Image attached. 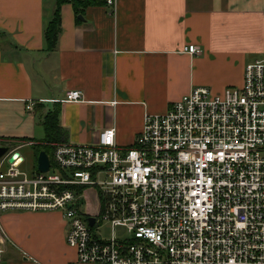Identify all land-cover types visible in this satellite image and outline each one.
<instances>
[{
	"label": "built area",
	"instance_id": "2783aa9c",
	"mask_svg": "<svg viewBox=\"0 0 264 264\" xmlns=\"http://www.w3.org/2000/svg\"><path fill=\"white\" fill-rule=\"evenodd\" d=\"M53 147L47 173L27 171L20 154L0 159V263L13 244L2 214L57 212L81 264H264V44L242 87H196L146 114L132 147L117 145L115 128Z\"/></svg>",
	"mask_w": 264,
	"mask_h": 264
},
{
	"label": "crops",
	"instance_id": "0c3cea01",
	"mask_svg": "<svg viewBox=\"0 0 264 264\" xmlns=\"http://www.w3.org/2000/svg\"><path fill=\"white\" fill-rule=\"evenodd\" d=\"M67 1L49 52L44 33L57 0H0V146L8 163L20 154L38 166L42 117L57 107L65 142L91 145L115 128L117 145L132 147L146 114L166 113L196 87H242L247 64L262 57L264 0H117L115 8ZM188 46L202 55L185 53ZM72 91L82 100L64 102ZM1 222L13 244L0 264H81L60 213L9 212Z\"/></svg>",
	"mask_w": 264,
	"mask_h": 264
},
{
	"label": "trees",
	"instance_id": "16d2710c",
	"mask_svg": "<svg viewBox=\"0 0 264 264\" xmlns=\"http://www.w3.org/2000/svg\"><path fill=\"white\" fill-rule=\"evenodd\" d=\"M67 0H57L56 10L53 15L52 21L47 26L44 36L46 40L47 50L52 52L56 49L61 34V7ZM75 8L86 6L91 3V0L71 1ZM60 108L49 111L42 117V125L45 131V138L41 147L36 148V157L38 158L41 150L46 152L53 160L54 147L53 144H59L66 141V133L60 124ZM37 160V159H36ZM33 171H38L37 163L35 162Z\"/></svg>",
	"mask_w": 264,
	"mask_h": 264
},
{
	"label": "water",
	"instance_id": "95a60500",
	"mask_svg": "<svg viewBox=\"0 0 264 264\" xmlns=\"http://www.w3.org/2000/svg\"><path fill=\"white\" fill-rule=\"evenodd\" d=\"M8 153V148L6 147H2L0 146V159L3 158L4 156H6V154ZM19 154H16L14 156L11 157L10 162L12 163L16 156H18ZM38 170L42 173H47L50 169V158L48 156V154L46 152H41L38 156ZM90 225L93 226L94 224V219L90 218L89 219Z\"/></svg>",
	"mask_w": 264,
	"mask_h": 264
},
{
	"label": "rangeland",
	"instance_id": "374dc122",
	"mask_svg": "<svg viewBox=\"0 0 264 264\" xmlns=\"http://www.w3.org/2000/svg\"><path fill=\"white\" fill-rule=\"evenodd\" d=\"M34 165H35V157L31 158L29 160V162H27V164H25L24 167L27 171L30 172V171H32ZM112 233H113L112 228L108 224H104L103 227L101 228V235L105 239H110L112 236ZM115 233L118 236H123L125 232L123 230H116Z\"/></svg>",
	"mask_w": 264,
	"mask_h": 264
}]
</instances>
